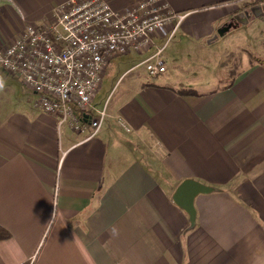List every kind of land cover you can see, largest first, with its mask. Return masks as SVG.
I'll return each mask as SVG.
<instances>
[{"label": "crops", "instance_id": "obj_1", "mask_svg": "<svg viewBox=\"0 0 264 264\" xmlns=\"http://www.w3.org/2000/svg\"><path fill=\"white\" fill-rule=\"evenodd\" d=\"M63 1L0 0V39L51 22ZM136 1L109 0L114 8ZM163 1L184 15L177 40L195 45L233 26L238 6ZM165 49V71L125 85L92 136L57 130L23 84L30 95L19 105L3 109L0 99V226L9 233L0 264H264V62L200 89L168 68ZM185 178L214 187L195 196L191 228L171 199Z\"/></svg>", "mask_w": 264, "mask_h": 264}, {"label": "built area", "instance_id": "obj_2", "mask_svg": "<svg viewBox=\"0 0 264 264\" xmlns=\"http://www.w3.org/2000/svg\"><path fill=\"white\" fill-rule=\"evenodd\" d=\"M183 17L163 0L122 8L109 0H65L51 22L25 25L12 42L0 39V68L36 94L34 105L55 118L57 130L68 125L92 136L107 116L105 104L95 109L92 98L108 60L149 52L141 61L147 74L163 73L162 52ZM115 121L124 132L132 131L123 116Z\"/></svg>", "mask_w": 264, "mask_h": 264}, {"label": "rangeland", "instance_id": "obj_3", "mask_svg": "<svg viewBox=\"0 0 264 264\" xmlns=\"http://www.w3.org/2000/svg\"><path fill=\"white\" fill-rule=\"evenodd\" d=\"M233 23L223 35L201 45H195L186 38L177 40L181 34L180 29H177L163 53L168 55V68L179 72L178 76L190 85L208 89L224 83L236 71L247 67L250 64L248 53L264 57V15L247 22ZM140 58L133 51L116 55L110 61L94 101L101 106L103 103L111 104L125 85L137 77L145 78L144 64H137ZM131 66H134L133 69L124 72ZM0 82L4 85L0 89V99L2 103L5 102L3 109L19 105L23 94L30 95L19 79L6 75L1 68Z\"/></svg>", "mask_w": 264, "mask_h": 264}, {"label": "water", "instance_id": "obj_4", "mask_svg": "<svg viewBox=\"0 0 264 264\" xmlns=\"http://www.w3.org/2000/svg\"><path fill=\"white\" fill-rule=\"evenodd\" d=\"M264 15V2L252 5L248 8L235 13L233 19L235 24L247 22L254 17ZM232 26L231 22L217 28L216 33L211 39L223 35ZM214 190L213 186L207 185L194 178H185L181 180L175 187L171 199L178 207H180L188 217L189 227H193L195 223L196 210L194 207V198L197 194L208 193Z\"/></svg>", "mask_w": 264, "mask_h": 264}, {"label": "trees", "instance_id": "obj_5", "mask_svg": "<svg viewBox=\"0 0 264 264\" xmlns=\"http://www.w3.org/2000/svg\"><path fill=\"white\" fill-rule=\"evenodd\" d=\"M229 1L238 3V6H237L236 10H234V13H237V12L243 10L244 8H248L252 5L259 3L256 0H229ZM262 43H264V41H262ZM248 56H249L250 64H253L254 62H264V57L253 56L250 53H248ZM7 237H9V233L4 228H2L0 226V239H4Z\"/></svg>", "mask_w": 264, "mask_h": 264}, {"label": "clouds", "instance_id": "obj_6", "mask_svg": "<svg viewBox=\"0 0 264 264\" xmlns=\"http://www.w3.org/2000/svg\"><path fill=\"white\" fill-rule=\"evenodd\" d=\"M3 83L2 82H0V89H2L3 88ZM111 235L112 236H118L119 235V231H118V229L117 228H115V227H113L112 229H111Z\"/></svg>", "mask_w": 264, "mask_h": 264}]
</instances>
